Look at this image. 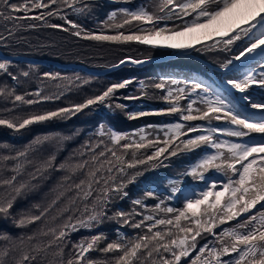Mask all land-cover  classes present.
Wrapping results in <instances>:
<instances>
[{"label": "snow or ice", "instance_id": "snow-or-ice-1", "mask_svg": "<svg viewBox=\"0 0 264 264\" xmlns=\"http://www.w3.org/2000/svg\"><path fill=\"white\" fill-rule=\"evenodd\" d=\"M92 8V0H23L16 3L0 0V20L4 22L6 32V35L0 32V43L7 46V41L14 38L17 31L40 27L24 23L35 20L41 21L44 27L60 29L70 32L72 36L94 41H137L153 46L163 43L175 49H190L200 44L208 51H231L232 46L239 42L237 54L221 63L220 68L229 70L234 61H241L242 58L255 63L257 67H248L239 76L228 78L224 85L214 87L201 80H191L190 88H167L161 99L169 106L155 113L129 111L126 104L116 102L117 91L132 83V80H124L70 107L33 112L13 119L0 118V125L19 132L34 124L67 120L84 109L102 105L113 114L116 110L124 112L129 120L167 113L179 114V121L183 122L163 125L160 128L164 133L162 141L158 136L149 139L143 134V128L130 135L101 124L95 133L100 139L94 144L85 142L82 146L87 151V159L74 161L70 156L58 165L57 152L72 136H38L16 156L0 157L3 161H17L11 169L14 174L0 178V220L20 229L43 221L31 235L13 237L7 232L0 233V264H37L38 260L40 264H182V260L187 264H264V116L251 119L237 107V98L233 94V90L240 93L238 100L246 101L252 109L264 110V101H253L248 94L253 86L264 88V0H156L154 11L141 6L135 10L120 7L110 12L103 22L109 27L122 29L133 21L152 25L148 29H138L140 34L131 35L123 32L115 35L96 34L70 19L65 11L70 9L76 16L83 17L89 15ZM35 10H39L38 15L31 14ZM118 16L122 17L121 23L109 24ZM52 18L63 21V24L50 22ZM174 20L181 23L172 27L160 26L161 22ZM200 50L195 48V51ZM132 62L141 63L139 60ZM10 65L9 60L0 61V74H6L18 85L20 78L10 71ZM30 74V71H22L20 76L27 78ZM43 75L51 80L60 79L58 74ZM166 83L161 81L151 86L163 90ZM170 83L188 84L189 81L172 79ZM140 86L141 89L147 87L144 82H140ZM29 95L38 99H27ZM61 95L63 92L46 96L43 90L20 95L16 94L15 87L7 83L0 86V97L12 98L14 104L32 105L41 100L59 99ZM193 95L195 99H192ZM123 99L135 100L139 97L130 95ZM182 100H187L186 106L181 105ZM221 120L229 126L213 125V121ZM196 121L202 123H192ZM193 133L195 135H190ZM252 134L259 135L260 139H252ZM136 135H139L138 140L132 138ZM220 136L233 137L238 142L220 139ZM48 142L53 143L55 150L40 163L37 173L53 169L66 172L61 187L75 176L82 178L68 184L65 191L60 192L46 207L35 204L32 206L35 212L29 210L14 215L12 209L17 199L35 187L30 182L17 183L23 169L19 161L21 158L26 160L33 145ZM160 144L163 146H158ZM202 148L211 151L203 152L180 175L191 177L193 181H203L205 187L186 196L182 208L165 204L181 191V181L174 179L169 181L171 195L160 198L154 189L145 190L142 197L131 201L134 206L131 211L118 209L111 216L108 215L109 206L114 201L128 197L126 188L143 175L141 168L148 171L163 166V161L169 157ZM142 149L145 151L141 152ZM147 149L154 150L148 154ZM84 155L85 151L79 153L81 157ZM212 170L223 176L224 180L208 181L206 173ZM31 178L37 177L33 174ZM67 192L74 194L67 198L63 207L56 208ZM148 198L158 202L148 208L144 203ZM54 208L56 214L49 220ZM137 208L144 209V212L137 211ZM137 216L141 219L136 220L134 217ZM105 218L116 220L121 226L128 225L143 231L131 237L118 232L116 239L110 242H107L105 233L97 232L78 242H71L68 249L71 233L80 229L92 231L102 225ZM232 221L235 224L215 231ZM205 234L214 239H207L198 247V238L205 239ZM94 251L112 254V258L93 260L90 254Z\"/></svg>", "mask_w": 264, "mask_h": 264}, {"label": "trees", "instance_id": "trees-1", "mask_svg": "<svg viewBox=\"0 0 264 264\" xmlns=\"http://www.w3.org/2000/svg\"><path fill=\"white\" fill-rule=\"evenodd\" d=\"M12 2H23V0H12ZM92 2L93 8L91 13L87 16L78 17L73 14L70 9H65V11L69 13V18L80 23L86 30H93V26L101 30L104 26H106L103 22L107 19L108 14L120 7H127L131 10H135L141 6L148 8V4L145 3L144 0H120V2L110 3L105 0H92ZM22 14L23 13H21V15ZM31 14L38 15L39 10H35ZM119 18L120 16H118L114 22H109V24L119 23ZM50 22L63 24V21L56 18H52ZM24 23H32L41 26L33 29H22L17 31L16 36L7 41V46H5L3 43H0V55L5 57L33 58L61 65H80L93 70H107L110 67L116 66L125 59H131L132 61L141 60L148 58L149 56V53H131L124 46H121L120 48H109L108 45H113L115 42L83 39L81 37L72 36L70 32L44 27L42 26L41 21L28 20ZM8 26L10 27L11 25ZM65 27H67V25H65ZM116 31L126 33V31L123 29H118ZM0 32L6 35L4 22L2 20H0ZM106 33V35H110L108 32ZM96 34H98V31ZM139 47L144 46L139 45ZM231 57L232 56L229 55L228 59H231ZM2 60L5 59L0 58V61ZM257 60H259V58ZM9 61H11L10 71L13 74L19 76L21 83L17 85L6 74H0V86L7 83L9 86L15 87L16 94L20 95L25 93H34L38 90H43V95L46 96L58 95L60 92H63V95H61L59 99L41 100L39 103L32 105L20 104L19 102L14 104L12 98L0 97V118L3 119H13L17 116H27L33 112H43L56 110L62 107H70L73 104L82 103L88 97L99 94L111 84L122 82L124 80H132V83H138L139 87H141L140 82L149 81L151 76L155 77V81L157 83L165 81L167 82L166 88L163 90L159 89L161 91V97L166 94L167 88H190L191 80H201L207 84L211 82V85L213 84L215 86V82H212L207 74L203 72L205 69L204 66L197 65L194 67L170 60L159 62L156 61V63L150 62L151 64L148 65L144 64L143 66L146 68L152 67V70L148 72H138L134 69L141 67L124 65L112 72H107L104 75L99 76L89 75L83 71L75 69H61L53 64L36 65L27 62H20L17 60ZM123 67L124 69L119 71V69ZM248 67H257V65L252 63ZM248 67L234 70L237 71L236 74L231 75L228 78H235L239 76V74L244 72ZM257 70L259 71V69ZM22 71H30L31 74L29 77L25 78L20 76ZM44 73H50L52 75L58 74L60 79L51 80L44 77ZM136 79L138 82H134ZM172 79H176L178 81L186 80L189 81V83L172 85L170 83ZM85 81H87V83H85ZM58 84L60 85L59 88H57ZM252 88H254V90L261 95L251 96L252 100L257 102L264 101V88H259L257 86ZM132 93L133 90H127V88L119 89L116 93V96L118 97L116 102L126 104L127 110L129 111H144L148 113L159 112L160 110L169 106L164 100L159 102L152 100L151 97L155 96H151L148 93H144L145 98H141L139 100H125L122 98L133 95ZM26 98L38 99L37 97L31 95L27 96ZM192 99H195L194 95L192 96ZM183 101L187 100H182L180 102L181 105ZM259 118L261 117L257 116L251 119L255 120ZM176 122L183 123L182 121H179V117L162 119L158 116H153V114L129 120L125 116L124 112L120 110H116L115 114H113L112 111L104 108L102 105H97L92 109H84L81 113L72 116L70 119L54 120L43 124H34L26 129L20 130L19 132H14L3 125H0V157L16 156L18 151H23L25 147L30 145L31 142L38 136L42 137L52 134L72 136V139L65 141L63 146L57 152L56 164L58 165L70 156L74 161L78 159H87V151L86 149H83L82 146L85 145V142L94 144L100 139L95 135V133L101 124H105L117 132L128 133L130 135L133 133H138L139 129L143 128V134L149 139H155L158 136L162 141L164 138V133L160 130V128L163 125ZM192 123L196 124L202 122L196 121ZM149 125H155L156 127L151 128L148 127ZM213 125H218L220 127L229 126L225 121H219L215 123L213 122ZM74 133L78 134L73 135ZM190 135H195V133ZM132 138L138 140L139 135L133 136ZM219 138L231 139L234 142H238L237 139L233 137L220 136ZM252 139L259 140L260 137L257 134H252ZM5 145L8 147H5ZM102 147L103 146H101V150ZM54 150V145L51 142L44 143L43 145H33V150L29 151L26 160L24 158L20 159L19 163L23 165V169L21 174L18 176L17 183L30 182V184L35 185V187L17 199L14 208L12 209L14 215L20 212H27L29 210L35 212V209L32 207L35 204H39L41 208L46 207L54 198H56L60 192L65 191L68 184L78 182L79 179L82 178L81 176H75L71 180L67 181V183H64L63 187H61L63 182L62 178L67 175L66 172L56 171L53 169L42 173H37L36 169L39 167L40 163L45 160ZM81 151H85V155L83 157L79 156ZM205 151H211V149H197L195 152L189 154L187 153L173 158H168L164 163L165 168L163 169L148 171L140 169V171L143 172V175L137 177L136 181L129 184L126 188V191L129 194L128 197L114 201V203L109 206L108 215L111 216L112 213L118 209L125 212L131 211L134 207L131 201L133 199L140 198L138 196V192L140 190L145 191L154 189L158 193L159 197L163 198L164 191L161 187V183L169 182L170 180L174 179H179L181 181V191L178 192L176 197H174L172 200L166 201L165 204L166 206H171L170 204L172 203L179 205L177 202L178 200L184 201L186 196L205 187V182L203 181H201L202 184H200L197 181H193L191 177H181L180 175ZM16 163L17 161L12 159L7 161L0 160V178H8L12 176L14 173L11 171V169ZM167 168L177 169L179 173L174 177L168 176L166 174ZM33 174L36 175V179L31 178ZM206 177L208 181L216 180L217 182H220L224 180V177L216 173L214 170L206 173ZM0 194H2V190H0ZM73 194L74 193L72 192H67L64 199L58 203L56 208L63 207L64 203L67 202V198ZM168 195H171L170 188L167 192V196ZM157 202L158 200L153 198H148L144 201L148 208H151ZM257 207L259 208V206ZM56 208H54L49 214V220L52 215L56 214ZM137 211L144 212V209L137 208ZM42 223L43 221L27 228L20 229L12 226L10 222L0 220V233L7 232L13 237H19L21 235L27 236L35 232ZM233 224H235V221L229 222L227 225H221L215 231L219 232L223 227H228ZM141 231L142 230L140 229H135L133 231L132 228L126 227L125 225L121 226V224L116 220H108L105 218L104 223L92 231L80 229L77 232L71 233L68 249L71 248V242H78L80 239L96 234L97 232L105 233L108 238L111 237L110 239L112 241L116 239L118 232L124 233L131 237L137 235ZM207 239L214 238L208 236ZM204 243H199L198 247L202 246ZM68 249H66L65 252V259H67ZM90 255L93 260L97 259L96 251L92 252ZM37 264H40L39 260L37 261ZM182 264H187V262L182 260Z\"/></svg>", "mask_w": 264, "mask_h": 264}, {"label": "rangeland", "instance_id": "rangeland-1", "mask_svg": "<svg viewBox=\"0 0 264 264\" xmlns=\"http://www.w3.org/2000/svg\"><path fill=\"white\" fill-rule=\"evenodd\" d=\"M105 1H107L109 3L110 2H116V0H105ZM130 1H134V0H130ZM144 2L148 4L149 11H154L155 10L154 9V4L156 3V0H144ZM118 22L119 23L122 22V17L119 18ZM179 23H181V22L177 21V20L167 21V22H161L160 26L167 25L168 27H172L174 24H179ZM151 27H152V25H150V24H144V23L139 22V21H133L130 25H125L124 28H122V29L126 31V33H124L125 35H131V34H140L138 32V29H141V28L148 29V28H151ZM92 28H93V30H96L94 32L98 31V34L102 33V34H105V35L107 34L106 32H108V34H110V35H115L117 33L116 30H118V29H116L114 27H109V26H104L101 30H99L95 26H93ZM93 30H91V31H93ZM207 43H211V41H208ZM139 45L140 46H144V47H139ZM108 46H109V48H114V47L115 48H120L121 46H124L131 53H137V54L149 53L148 58H144V59L139 60L141 62H148V63H146L147 65L151 64V63H156V61L154 62L152 60L157 59V58H163L162 60L159 59V61L170 60V61L178 62L180 64L190 65V66H194V67H196L197 65L198 66L202 65V66L205 67L203 72L205 74H207V76L209 77V79L212 82H215V86L224 85L225 81L228 79L229 76L236 74L237 71H234V70H237L238 68H243L249 62V61H245L242 58L241 61H234L233 65L230 66L229 70L220 69V64L223 63L226 59H228L229 55L233 56L234 54H237V49H238V46H239V42L237 43V45H233L232 46V50L231 51H218V50L208 51L207 49L203 48L200 44H196L194 46V48H190L189 50L188 49H175V48H169V47L165 46L163 43L153 46V45L142 44V43H139L137 41H130V42H127V43H114L113 45H108ZM195 48H200L201 50L200 51H195ZM258 58L259 57L257 56L256 59H258ZM125 60H129V61L132 62L131 59H125ZM159 61H157V62H159ZM142 66H140L141 68H134L135 71L148 72V71L152 70V67L146 68L145 66H143V67ZM134 67H136V66H134ZM122 69H124V67L119 69V71H121ZM131 71H132V69H131ZM232 71H234V72H232ZM230 72H232V73H230ZM134 82H138L137 79ZM156 83L157 82L155 81V77L151 76L149 81L144 82V84L147 85V87H145L143 89H141V87L138 86V83H131V85H129L126 88H127V90H133L132 94L134 96L139 97V99L145 98L144 93L145 94L148 93L151 96H155V97H151L152 100H155V101H158V102L159 101H163V99H161V95H160L161 91L159 89L154 88V87L151 86V85H154ZM209 84L211 85V82ZM233 94L237 98V107L244 114L248 115L250 118H254V117H257V116L258 117L259 116L260 117L264 116V110L252 109L250 106L247 105L246 101H239L238 100L239 96L241 95L240 93L235 92L233 90ZM248 94L250 96H254V95L261 96L259 93H257L254 90V88H250L248 90ZM139 99H135V100H139ZM186 104H187V101H183L182 105L186 106ZM153 116H158V117H160L162 119H166V118H177V117H179V114L163 113V114H159V115L153 114ZM221 121H223V120H221ZM213 122L215 123V122H219V121H213ZM181 139H184V137H181ZM177 143H178V141H177ZM160 146H163V144H160ZM144 151L145 150H143V149L141 150V152H144ZM151 151H153V149H147V153L148 154H150ZM184 154H187V153H180L178 155H184ZM173 157H176V156H172V157H169V158H173ZM165 161L166 160L163 161V166H158V167H156L154 169H149V170L165 168L164 167L165 166L164 165ZM141 169H143V168H141ZM166 170H167L166 174L168 176H172V177L176 176L179 173V171L177 169H174V168H167ZM197 182L202 184L201 181H197ZM161 187H162V189L164 191L163 197L167 196L168 189L170 188L169 182H162L161 183ZM217 189L219 190V187ZM143 192L144 191L140 190L138 192V196L142 197L143 196ZM177 202L179 203V205L176 204V203H172V204H170L171 207L182 208L183 204H184V201L178 200ZM134 218L136 220L141 219V217H139V216L134 217ZM125 226L131 228L128 225H125ZM134 230L135 229H133V231ZM140 230H142V229H140ZM216 232H218V231H216ZM110 238L107 237V242L111 241ZM207 238H208L207 234H205V239L198 238V244L199 243H204ZM103 246H104V244L102 243L101 247H103ZM96 256H97V259H96L97 261L111 260V258H112V254H102V253H100L98 251H96Z\"/></svg>", "mask_w": 264, "mask_h": 264}, {"label": "water", "instance_id": "water-1", "mask_svg": "<svg viewBox=\"0 0 264 264\" xmlns=\"http://www.w3.org/2000/svg\"><path fill=\"white\" fill-rule=\"evenodd\" d=\"M0 58L5 59V60H17V61H20V62H27V63H31V64H36V65H49V64H53L56 67L61 68V69H65V70L75 69V70L83 71V72H85V73H87L89 75H93V76L104 75L105 73L111 72V71H113V70H115V69H117V68H119V67H121L123 65H132V66L140 67V66L148 63V62H141V63L137 64V63H133V62H131L129 60H123L124 61L123 64L119 63L116 66L110 67L107 70H93V69H88V68H86L84 66H80V65H72V64L61 65V64L51 63L49 61L39 60V59H33V58L8 57V56L5 57V56H2V55H0ZM159 59H163V58H157V59H154L152 61H159Z\"/></svg>", "mask_w": 264, "mask_h": 264}, {"label": "bare ground", "instance_id": "bare-ground-1", "mask_svg": "<svg viewBox=\"0 0 264 264\" xmlns=\"http://www.w3.org/2000/svg\"><path fill=\"white\" fill-rule=\"evenodd\" d=\"M250 64H252L251 62H248L246 65H245V67H248Z\"/></svg>", "mask_w": 264, "mask_h": 264}]
</instances>
